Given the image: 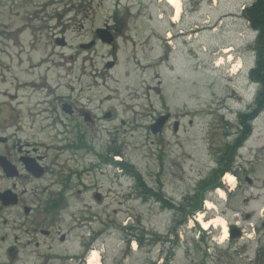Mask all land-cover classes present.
Listing matches in <instances>:
<instances>
[{
    "label": "rangeland",
    "instance_id": "374dc122",
    "mask_svg": "<svg viewBox=\"0 0 264 264\" xmlns=\"http://www.w3.org/2000/svg\"><path fill=\"white\" fill-rule=\"evenodd\" d=\"M213 1L181 0L180 21L172 25V9L158 0H0V97H5L0 101L19 103L18 142L24 149L35 147L56 159L55 172L61 166L75 173L72 191L79 189L81 196L78 203L70 201L71 243L87 238L82 220L96 214L102 249L97 264H262L252 246L238 254L235 245L221 240L220 228L203 230L198 213L170 232L173 211L142 200L132 178L101 160L119 150L118 160L132 165L148 188L176 203L216 167L217 152L238 130L237 114L248 110L257 86L246 78L254 63L255 32L240 16L241 6L253 0ZM105 25L115 29L114 47L95 36ZM165 30L173 36L168 45ZM192 39L200 55L189 47ZM91 41L95 44L84 48ZM227 46L237 56L232 54L231 68L230 63L214 68V58ZM105 60L114 66L104 68ZM64 101L93 118L87 129L93 151L64 148L67 139L74 140L78 122L61 110ZM160 115L168 117L162 133L151 134L149 124ZM251 130L240 151L243 159L237 156L240 168H234L259 185L264 111ZM221 185L224 196L209 192L206 200L214 209L203 204L200 213L204 220L219 215L227 225V185ZM252 190L261 195L255 203L263 204L264 190Z\"/></svg>",
    "mask_w": 264,
    "mask_h": 264
},
{
    "label": "flooded vegetation",
    "instance_id": "af4514ba",
    "mask_svg": "<svg viewBox=\"0 0 264 264\" xmlns=\"http://www.w3.org/2000/svg\"><path fill=\"white\" fill-rule=\"evenodd\" d=\"M113 43L109 46L114 47ZM113 63L105 60L103 66L112 68ZM8 97L14 99L15 96ZM4 98L1 96L0 100ZM68 103L67 118L78 122L72 127L77 131L67 148L75 144L74 149L93 151V144L87 141V129L92 126L93 118L89 112H80L72 102ZM18 120L19 103L14 107L0 101V264H86L87 252L90 248H98V234L91 233L86 239L82 235V240L76 235L79 240L71 243L70 232L74 229H71L70 201L74 198L78 203L80 191L76 189L77 194L73 193L76 185L63 167L58 166L60 169L54 171L56 159L48 160L35 147L24 149L19 144ZM97 166L95 164L94 168ZM261 185L264 183L258 185L238 176L234 188H227L224 215L231 233L229 244L236 246L233 251L240 253L255 242L259 244L256 257L262 263L264 208L256 207L254 202L259 196L252 190L254 187L259 193ZM92 218L96 219V214ZM83 221L87 223L83 226L89 227L84 232H91L90 221ZM99 264L102 263L99 261Z\"/></svg>",
    "mask_w": 264,
    "mask_h": 264
},
{
    "label": "trees",
    "instance_id": "16d2710c",
    "mask_svg": "<svg viewBox=\"0 0 264 264\" xmlns=\"http://www.w3.org/2000/svg\"><path fill=\"white\" fill-rule=\"evenodd\" d=\"M240 16L249 23L248 26L256 33L252 45L255 62L253 68L249 70L247 78L258 85V90L254 97L252 109H249L246 113L238 114V120L242 125L241 134L235 141L230 144H225L217 152L218 159L216 167L208 173L209 175L199 180L192 194L186 195L183 197L182 201L176 203L166 198L162 190L153 191L151 188H148L141 175L128 162H114V165L120 167L125 174L133 179L135 187L139 188V197L142 200L153 199L155 202H158L163 209L173 211L177 218L170 232H173V228L176 230L177 227L184 224L189 216H193L194 213L200 211L202 208V201L206 198L207 193L220 186L221 175L224 172L227 173V171H232V163L237 148L242 144V140L246 139L247 135L250 133V119L264 110V0H253L250 5L244 7ZM114 153L121 155L120 151H115ZM162 239L166 241L165 238ZM170 256H172L171 251L169 252V257Z\"/></svg>",
    "mask_w": 264,
    "mask_h": 264
},
{
    "label": "bare ground",
    "instance_id": "6f19581e",
    "mask_svg": "<svg viewBox=\"0 0 264 264\" xmlns=\"http://www.w3.org/2000/svg\"><path fill=\"white\" fill-rule=\"evenodd\" d=\"M170 7L171 9H173L174 11V16L172 18V21L173 22H176L177 21V18L181 12V9H182V4L180 3V0H164ZM167 35V38L170 36V33L166 34ZM172 37H170L169 39H171ZM168 39V43L170 42V40ZM233 48H230V47H225V49H222L221 52L226 54V58H220L218 56V58H216L215 62H214V67L216 68H219L220 66H224L225 63L227 62H230L231 61V53L230 51H232ZM237 67L239 68V65H237ZM234 181V178L232 175H225L223 177V182L225 184L228 183L229 184H232ZM217 194H218V197H223L224 194H223V191L221 190H217L216 191ZM213 203L206 200L205 203H204V207L206 209H209V210H212L214 209V205H212ZM202 214L199 213L198 214V217L196 218L197 222L199 223V225L202 227V228H208L213 226V227H218L220 228V231H221V240H225L227 238L226 235H228V230H227V225H226V222L225 220L221 217V216H217L216 214L207 219V220H204L203 219V216H201ZM91 253V256H92V260L90 261L89 264H97V254H96V251L95 250H92Z\"/></svg>",
    "mask_w": 264,
    "mask_h": 264
},
{
    "label": "water",
    "instance_id": "95a60500",
    "mask_svg": "<svg viewBox=\"0 0 264 264\" xmlns=\"http://www.w3.org/2000/svg\"><path fill=\"white\" fill-rule=\"evenodd\" d=\"M98 35H99V38L104 41V42H110V38L107 37V36H103L104 34V30L103 29H99L97 30ZM64 110H67L68 111V108L64 107ZM167 118V116H161L160 118H158L154 124H151L150 126V129H151V132L153 134H155L156 132H158L160 130V127L162 125V123L164 122V120Z\"/></svg>",
    "mask_w": 264,
    "mask_h": 264
}]
</instances>
